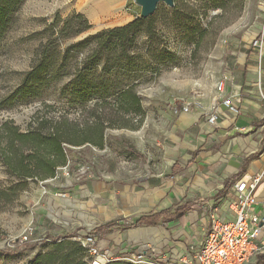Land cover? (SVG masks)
<instances>
[{
  "label": "rangeland",
  "instance_id": "374dc122",
  "mask_svg": "<svg viewBox=\"0 0 264 264\" xmlns=\"http://www.w3.org/2000/svg\"><path fill=\"white\" fill-rule=\"evenodd\" d=\"M263 1L183 0L181 28L172 15L160 13L155 24L156 39L149 40L142 29L131 49L138 56L134 74L142 75L132 83L141 102V111H136L113 102L102 105L97 99L85 105H68L60 100L57 87L53 86L41 97H18L5 102L43 51V29L55 14L65 19L79 13L90 24V28L72 38L57 40L56 45L63 51L89 34L125 25L142 12L136 0H25L0 41V127L10 122L26 131L39 118L54 120L64 115L78 124L93 125L101 117L105 143L104 147L67 144L68 161L58 168L56 177L29 178L22 190L12 189L18 179L0 161V191L7 192L0 199V264H33L36 255L48 252L53 243L63 239L86 246L87 237L96 228L88 225L83 201L92 197L99 203L101 199L100 194L91 193L94 181L131 184L153 175L162 179L170 174L168 154L174 145L171 137L178 112L183 107H204L211 102L216 83L234 54L247 43L246 37L259 28ZM161 45L169 48L175 61L166 62L160 75L155 76L147 67L148 63L153 65L149 48ZM126 68L120 69L122 74L128 73ZM75 196L82 206L69 209L80 212H64L61 199L73 200ZM114 199H118L116 195ZM107 201L113 200L108 197ZM110 206L109 218H123L114 203ZM99 220L103 222L105 217L97 216L92 222L95 225ZM113 230L120 233L127 229ZM115 234L112 233L114 238ZM101 235L95 237L99 256L107 260L106 264L168 263L148 248L144 259L138 261L140 251L145 249H122L112 240L104 245L101 239L105 237ZM86 255L85 260L91 264L93 257L88 250ZM256 256L246 264H254Z\"/></svg>",
  "mask_w": 264,
  "mask_h": 264
},
{
  "label": "crops",
  "instance_id": "0c3cea01",
  "mask_svg": "<svg viewBox=\"0 0 264 264\" xmlns=\"http://www.w3.org/2000/svg\"><path fill=\"white\" fill-rule=\"evenodd\" d=\"M262 4L259 28L246 37L247 43L234 54L218 80L226 77L224 91H218L217 82L208 105L195 104L178 112L171 137L174 145L168 154L171 173L162 179L153 175L131 184L92 183V195L100 194L101 199L99 203L92 197L83 201L88 225L98 228L116 223L101 235L104 245L112 240L122 249H145L140 252L146 255L147 248L151 249L167 264H191L213 220L235 217L236 183L250 182L256 176L260 180L252 189L257 200L254 211L264 215V1ZM259 37L261 45L254 46ZM225 98L231 99L235 110L224 103ZM213 113L218 114L215 123L209 121ZM104 196L113 201L108 202V197L102 200ZM61 201L64 212H80L75 210L82 206L76 196ZM112 203L123 218H109ZM162 211L165 214L157 224L134 225L141 217ZM97 216L105 220L94 225ZM114 227L127 230L118 233ZM111 232L116 233L115 238ZM257 243L263 253L264 228Z\"/></svg>",
  "mask_w": 264,
  "mask_h": 264
},
{
  "label": "trees",
  "instance_id": "16d2710c",
  "mask_svg": "<svg viewBox=\"0 0 264 264\" xmlns=\"http://www.w3.org/2000/svg\"><path fill=\"white\" fill-rule=\"evenodd\" d=\"M24 1L0 0V41ZM183 10V0H174L173 5L159 3L153 14L89 34L70 43L63 51L56 45L57 40L72 38L90 28V24L79 13H73L65 19L55 14L43 29L46 38L43 51L25 73L20 86L5 102L10 103L18 97L38 98L53 86L57 87L60 100L68 105H85L97 99L102 105L113 102L141 111L140 98L132 83L142 75L134 74L138 56L131 49L140 38L142 29L149 40L156 39L158 33L155 24L160 13L172 15L181 28ZM149 52L153 65L148 63L147 67L155 76L160 75L166 62L175 61V55L166 46H150ZM125 66L129 74L121 73L120 69ZM102 123L103 119L98 117L93 125L86 122L78 124L65 115L54 120L39 118L26 131H20L10 122L4 123L0 127V161L18 179L12 189H25L29 178L46 180L56 177L58 168L67 164V144L77 146L91 143L104 147ZM6 196V191H0V199ZM163 214L164 211L143 216L134 225H155ZM115 224L111 222L98 227L89 235H101ZM86 253L87 248L80 242L63 239L53 243L48 252L36 255L33 264H88ZM262 263L264 252L257 256L256 264Z\"/></svg>",
  "mask_w": 264,
  "mask_h": 264
},
{
  "label": "built area",
  "instance_id": "2783aa9c",
  "mask_svg": "<svg viewBox=\"0 0 264 264\" xmlns=\"http://www.w3.org/2000/svg\"><path fill=\"white\" fill-rule=\"evenodd\" d=\"M261 43L262 37H259L254 41V46L258 47ZM225 78L217 84L220 92L225 89ZM224 103L235 110L230 98H225ZM217 119L218 114L213 113L209 121L215 123ZM259 180L260 176H256L250 182L240 180L236 183V198L233 202L235 217L228 221L213 220L208 235L191 264H245L262 251L263 247L257 243V239L264 228V215L254 211L257 200L252 194V189ZM86 244L84 246L93 257L91 264H106L107 260L99 256L97 238L89 235ZM144 256L140 252L137 260L142 261Z\"/></svg>",
  "mask_w": 264,
  "mask_h": 264
},
{
  "label": "water",
  "instance_id": "95a60500",
  "mask_svg": "<svg viewBox=\"0 0 264 264\" xmlns=\"http://www.w3.org/2000/svg\"><path fill=\"white\" fill-rule=\"evenodd\" d=\"M142 6L141 16L153 14L160 2H165L169 5L174 4V0H136Z\"/></svg>",
  "mask_w": 264,
  "mask_h": 264
},
{
  "label": "bare ground",
  "instance_id": "6f19581e",
  "mask_svg": "<svg viewBox=\"0 0 264 264\" xmlns=\"http://www.w3.org/2000/svg\"><path fill=\"white\" fill-rule=\"evenodd\" d=\"M103 2V1H102Z\"/></svg>",
  "mask_w": 264,
  "mask_h": 264
}]
</instances>
